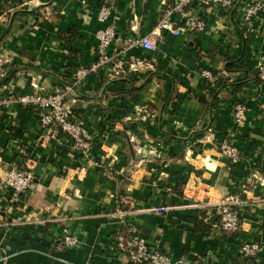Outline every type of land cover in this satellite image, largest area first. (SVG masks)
I'll return each instance as SVG.
<instances>
[{
	"label": "crops",
	"instance_id": "1",
	"mask_svg": "<svg viewBox=\"0 0 264 264\" xmlns=\"http://www.w3.org/2000/svg\"><path fill=\"white\" fill-rule=\"evenodd\" d=\"M166 1L0 0L1 94L69 85L97 61L98 33L115 28L111 62L67 99L91 137L89 157L62 132L43 129L35 109H0V264H133L116 244L130 228L174 264H255L241 251L252 241L264 249V82L237 86L247 75L227 63L255 70L264 58V12L247 24L246 8L258 0H235L231 12H207L206 32L164 33L152 53L138 41ZM104 5L113 11L101 22ZM131 63L141 66L129 72ZM132 88L140 89L136 100ZM238 103L246 106L241 123ZM226 140L239 150L235 165L220 152ZM27 166L34 184L18 198L2 180ZM233 194L245 201L241 229L225 234L213 206ZM157 207L172 210L152 213ZM64 227L78 250L63 247Z\"/></svg>",
	"mask_w": 264,
	"mask_h": 264
},
{
	"label": "built area",
	"instance_id": "2",
	"mask_svg": "<svg viewBox=\"0 0 264 264\" xmlns=\"http://www.w3.org/2000/svg\"><path fill=\"white\" fill-rule=\"evenodd\" d=\"M235 0H168L164 2L161 10V18L152 32L141 37L138 43L147 51L155 53L158 51V43L164 33L180 36L184 33H203L207 31L206 18L209 10L226 14L231 12ZM113 8L104 5L98 14V19L105 22L112 15ZM264 12V0H258L246 8L244 20L252 25ZM98 59L88 67H79L72 82L64 87H58L51 93H32L17 95L11 88L7 93H0V109L7 108L12 104L30 107L37 111L40 126L53 132H62L74 147L88 155L91 137L79 124L72 120V113L67 104L70 95L76 93L83 86L86 78L95 74L99 69L108 65L111 58L107 49L115 38V28L110 26L98 33ZM120 73H125V65L119 63ZM140 63L128 64V71H136ZM256 69L264 81V58L257 63ZM202 77L214 82L215 76L209 71H203ZM246 116L242 106L236 107L237 123H241ZM222 156L232 165L240 161L239 150L227 141L222 144ZM34 184V173L32 166L25 169L13 168L8 171L2 180V187L15 194L18 198H26ZM2 192H0V213L4 212L2 205ZM245 201L239 194L229 195L223 198L213 207L219 218L217 230L225 234H236L241 229V209ZM170 207H157L151 210L156 214H168ZM61 243L68 251H75L81 247L68 227L62 231ZM117 247L123 252L133 264H174L172 258L159 248H151L147 241L139 236L136 230L130 228L120 233L116 238ZM242 256L245 259L255 261V264H264V249L258 241L246 242L242 246Z\"/></svg>",
	"mask_w": 264,
	"mask_h": 264
},
{
	"label": "trees",
	"instance_id": "3",
	"mask_svg": "<svg viewBox=\"0 0 264 264\" xmlns=\"http://www.w3.org/2000/svg\"><path fill=\"white\" fill-rule=\"evenodd\" d=\"M14 1L16 3H20V4L23 3L22 0H14ZM227 70L230 73L242 72V73H245L247 75L246 80L236 84L237 86L244 85L248 80H256V81L260 80L263 82V80L261 79V74L257 69L253 70L252 68L247 67V66H242L241 68H238L237 63H232L230 60H228V63H227ZM10 79L11 78H6L4 80V83H7L8 81H10ZM64 86H66V85L62 84V87H64ZM224 86H225V84H223V87ZM139 90L140 89L132 88V90L130 91V94H132L133 99H135V100L137 99L138 96H136V94H138ZM202 101H204V100H202ZM150 109H151V107H150ZM218 221H219V218H218Z\"/></svg>",
	"mask_w": 264,
	"mask_h": 264
},
{
	"label": "rangeland",
	"instance_id": "4",
	"mask_svg": "<svg viewBox=\"0 0 264 264\" xmlns=\"http://www.w3.org/2000/svg\"><path fill=\"white\" fill-rule=\"evenodd\" d=\"M15 15H16V14H15ZM218 78H219V77H218ZM221 79H222V78L220 77L219 80H220V82L222 81L221 83L223 84L224 82H223V80H221ZM263 82H264V81H263ZM237 106H242V108H244L245 111H246V106H245V105H243V104H241V103L236 104L235 107H234V108H235V110H234V111H235V112H234V120H235V122L237 121V119H236V107H237ZM244 119H245V118H244ZM244 119H243V120H244ZM226 141H227L229 144H231V142H230L229 140H226ZM226 141H225V142H226ZM223 143H224V142H223ZM223 143H222V144H223ZM222 144H221V146H220V148H219V149H220V152L222 151V150H221V149H222ZM222 157H223V156H222ZM223 158H224V157H223ZM240 158H241V156H240ZM224 159H225V158H224ZM225 160H226V159H225ZM226 161H227V160H226Z\"/></svg>",
	"mask_w": 264,
	"mask_h": 264
},
{
	"label": "water",
	"instance_id": "5",
	"mask_svg": "<svg viewBox=\"0 0 264 264\" xmlns=\"http://www.w3.org/2000/svg\"><path fill=\"white\" fill-rule=\"evenodd\" d=\"M15 17V15L13 16V18ZM13 18H12V21H11V23L13 22ZM12 25V24H11ZM10 29V28H9Z\"/></svg>",
	"mask_w": 264,
	"mask_h": 264
}]
</instances>
